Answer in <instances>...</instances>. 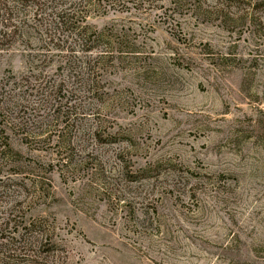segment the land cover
I'll return each instance as SVG.
<instances>
[{
  "label": "rangeland",
  "instance_id": "obj_1",
  "mask_svg": "<svg viewBox=\"0 0 264 264\" xmlns=\"http://www.w3.org/2000/svg\"><path fill=\"white\" fill-rule=\"evenodd\" d=\"M123 2L86 17L123 47L94 91L86 69L32 68L37 45L0 49V80L29 77V138L4 128L0 233L25 199L69 264H264V0ZM7 5L35 44L29 6ZM36 77L66 99L39 102Z\"/></svg>",
  "mask_w": 264,
  "mask_h": 264
},
{
  "label": "trees",
  "instance_id": "obj_2",
  "mask_svg": "<svg viewBox=\"0 0 264 264\" xmlns=\"http://www.w3.org/2000/svg\"><path fill=\"white\" fill-rule=\"evenodd\" d=\"M123 1L0 0V49L5 50L20 44L26 45V43H29V46L37 45L33 54H30V63L28 60V64H31L32 68L48 64L53 58H56L57 67L60 69L69 72L75 71L76 68L86 69L88 71L85 78L87 90L94 91L96 90L93 86L97 80L96 72L103 71L108 58L106 55H113L115 51H120L123 47L121 46L122 38L112 41L113 44L110 41H105L104 33L89 26L86 17L92 12L119 9V6L124 3ZM172 1L174 3V0ZM9 2L13 4L11 7L29 6V29L40 33L38 38L34 39L35 44L32 43L30 37L28 41L24 35L25 26L22 21H14L13 10L7 5ZM13 9L15 11V8ZM93 53L95 56L90 55ZM112 55L111 61L118 58ZM90 69L93 70L89 72ZM9 76L0 80V153H4V150L9 148L8 136L4 133L6 124L9 126L8 129L15 130L21 134L22 138H29V130L23 129L29 119L24 120L22 115L18 116V114L24 113L26 107L23 102L26 96H29V87L26 85L29 83V77L24 76L18 79L13 75ZM34 79L38 85L34 87L35 84H33L30 93L37 95L39 102L45 103L51 100L55 102L56 99L65 98L64 93L60 95L64 79L59 82L53 81V83L47 81L43 83V80L38 77ZM8 85L14 87L15 90L4 91ZM61 106L57 107L56 105L49 108L53 117L60 114ZM9 108L10 114H8ZM34 108L40 113L42 107ZM13 113L14 117L11 118ZM92 133L95 135L97 128ZM58 138L56 141L58 149L66 150L71 146V140H66L63 135ZM46 139L49 140V136ZM71 160L72 158H68L65 154L58 161H62L61 163L66 167ZM24 201L25 199L15 201L3 211L8 213V216L10 213L15 212V214L2 221L3 225L6 228H11L13 233H0V264H69L66 256L58 248L59 245L54 239L53 231L46 219H29L25 218V215L22 216L21 208L29 206V201L25 203Z\"/></svg>",
  "mask_w": 264,
  "mask_h": 264
}]
</instances>
